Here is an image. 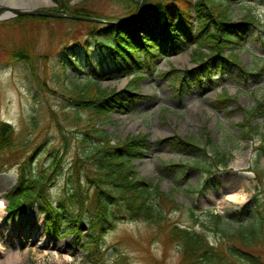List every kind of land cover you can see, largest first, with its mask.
<instances>
[{
	"label": "rangeland",
	"instance_id": "obj_1",
	"mask_svg": "<svg viewBox=\"0 0 264 264\" xmlns=\"http://www.w3.org/2000/svg\"><path fill=\"white\" fill-rule=\"evenodd\" d=\"M51 1L39 8L55 10L57 5ZM194 1L189 0L195 26ZM245 1L255 5L232 3V21L244 16L252 20L234 53L251 74L228 64L222 72L213 70L212 82L203 73L200 83L191 73L199 63L192 61L195 46L189 45L169 57L154 59L153 66H145L136 77L111 72L112 65H102L98 85L126 87L136 96L125 112H111L97 125L112 142L128 134H147L150 149L136 161V170L139 178L157 184L172 201L153 192L162 219L151 223L117 214L112 228L89 249L83 246L86 242L80 235L58 238L48 234L36 203L27 205L12 221L6 219L5 207L21 166L28 178L46 171V190L51 200L58 201L70 166L77 157L82 158L90 143L101 139L100 132H87L86 122L79 126L70 122L74 110L71 83L82 82L84 75L77 72L79 78H74L73 68L61 62L63 53L70 51L65 46L80 49L83 44L93 50L95 41L78 20L44 21L23 16L0 21V120L12 124L15 142L13 148L0 152V198L5 202L0 219V264H181L176 243L167 239L173 224L205 234L209 244L217 243L218 248L226 243L225 238L219 240L215 220L207 216L208 212L230 216V226H236L249 213L255 198L264 199V0ZM69 4L72 9L86 7L88 13L102 19L128 17L123 14L124 5L115 0H70ZM139 21L140 17L125 32L140 34ZM24 47H30V65L10 58L12 51ZM63 69L68 79L62 78ZM260 69V75H253ZM184 74L187 77L183 81ZM57 76L61 77L59 82ZM257 105L261 106L254 109ZM78 112L83 119L88 115L84 110ZM248 112L252 113L251 124L262 127L260 135L251 139L241 135L247 129L240 125L245 123ZM81 136L87 140L82 142ZM175 136L188 138L194 145L175 150L169 140ZM216 151L226 154V166L214 162ZM54 158L58 163L49 168ZM81 158L80 167L84 164ZM194 158L208 164L210 171L196 166ZM147 163L151 168L144 170ZM231 194L235 197L230 198ZM83 216L77 225L85 234L89 217L88 213ZM248 251L250 256L264 261V239Z\"/></svg>",
	"mask_w": 264,
	"mask_h": 264
},
{
	"label": "trees",
	"instance_id": "obj_2",
	"mask_svg": "<svg viewBox=\"0 0 264 264\" xmlns=\"http://www.w3.org/2000/svg\"><path fill=\"white\" fill-rule=\"evenodd\" d=\"M53 1L57 5L55 10L63 9L76 14L100 17L88 13L90 10L86 7L72 9L69 6L70 0ZM115 1L124 5L123 14L128 15L121 18L122 20H130L136 16L140 0ZM233 1L238 3L237 6L255 5L245 0H195L192 5L196 18L194 26L189 0H145L137 26L141 33L136 32L137 36L125 32L113 23L76 21L85 25L96 48L91 50L83 44L79 45L80 49L65 46L70 51L63 53L62 64L67 62L73 68L71 76L74 78H79L77 72L84 75L82 82L71 83V106L74 110L69 119H72L70 122L75 126L86 122L89 127L87 132H100L101 139L96 144L90 143L82 158L77 157L70 166L66 187L58 201L51 200L46 190V171L28 178L25 176L24 166H21L16 184L7 197L6 219H15L27 209V205L36 203L48 234H54L58 238L81 235L85 239L86 244L83 246L86 249L96 245L107 230L112 228L117 214L128 219L143 218L151 223L162 219L164 216L153 200L152 193L170 202L172 197L161 191L157 184L139 178L136 170L135 161L145 157L150 149L147 134L127 135L112 142L100 125H97L98 122L106 120L111 112H125L135 99L129 88L117 89L98 85L101 67L104 64L112 65L111 72L140 75L145 66H153L154 59L173 55L189 45L195 46L192 49V61L199 63L191 73H194L193 77L198 78L200 83L203 73L212 82L213 70L218 68L222 72L228 64L244 74H251L238 60L234 50L243 42L249 26H252V20L249 16H244L241 20L232 21ZM146 17L149 19H145ZM35 18L44 21L49 19L37 16ZM140 53H143V57ZM10 58L30 65V47L12 51ZM85 62L90 73L84 69ZM260 71L261 69L253 75H260ZM62 74V78H69L65 69ZM186 77L184 74L181 80H186ZM60 80L61 77L57 76L56 82ZM260 106H254V109ZM79 109L88 113L85 119L78 112ZM248 114L245 123L240 125L247 127L242 130L241 135L251 139V136L260 135L262 127L255 122L251 124L252 113ZM81 140L85 142L87 139L81 136ZM169 140L175 150L187 149L193 144L188 138L182 140L177 136ZM14 145L12 124L0 120V152L9 150ZM215 155L212 157L215 163L223 166L228 164L225 153L216 151ZM80 158L84 160L82 167L78 165ZM194 160L196 166L210 171V166L201 159ZM57 163L58 159L54 158L49 168ZM247 211L249 213L237 221L236 226H230L233 223L230 216L208 212L207 216L215 220L214 229L219 240L226 239L221 248L217 247V243L210 245L205 234L179 224L169 227L167 239L176 243L181 264H264V261L250 256L248 251L250 246L264 239V199L255 198L253 207ZM85 213H88L89 222L87 232L83 234L77 224Z\"/></svg>",
	"mask_w": 264,
	"mask_h": 264
},
{
	"label": "water",
	"instance_id": "obj_3",
	"mask_svg": "<svg viewBox=\"0 0 264 264\" xmlns=\"http://www.w3.org/2000/svg\"><path fill=\"white\" fill-rule=\"evenodd\" d=\"M144 0H141L140 7L137 12V15L132 19L128 21H116V20H109V19H101L96 18L92 16H83V15H77L73 13H66L63 11H53V10H47V9H41L38 7H28V6H16L12 5L4 0H0V21L18 17V16H39V17H51V18H68V19H74V20H82V21H94V22H108V23H114L117 26L128 29L132 24L134 25L139 15L141 14V6L143 4ZM52 2V1H51Z\"/></svg>",
	"mask_w": 264,
	"mask_h": 264
},
{
	"label": "bare ground",
	"instance_id": "obj_4",
	"mask_svg": "<svg viewBox=\"0 0 264 264\" xmlns=\"http://www.w3.org/2000/svg\"><path fill=\"white\" fill-rule=\"evenodd\" d=\"M12 5L16 6H28V7H41V6H47L51 0H4ZM132 26H130L128 29H131ZM151 168L150 164H145L144 170H149ZM230 198H234L235 194L229 195ZM5 202L2 198H0V219L4 212ZM36 227L31 228V231H35ZM11 264V263H9Z\"/></svg>",
	"mask_w": 264,
	"mask_h": 264
}]
</instances>
